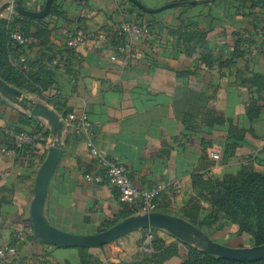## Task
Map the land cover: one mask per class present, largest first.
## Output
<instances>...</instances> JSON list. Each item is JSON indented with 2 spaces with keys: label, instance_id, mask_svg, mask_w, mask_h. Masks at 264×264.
I'll return each instance as SVG.
<instances>
[{
  "label": "crops",
  "instance_id": "crops-1",
  "mask_svg": "<svg viewBox=\"0 0 264 264\" xmlns=\"http://www.w3.org/2000/svg\"><path fill=\"white\" fill-rule=\"evenodd\" d=\"M137 1L147 8L182 3L151 14L140 9L145 16L139 21L151 25V35L132 44L120 30L122 22L137 21L139 8L129 0H52L42 22L29 27L31 35L37 27L44 29L52 57H45L39 39L25 35L28 51L17 53L11 63L18 66L21 56L29 63H46L53 79L44 95L56 106L35 94L21 91L23 95L46 104L58 116L84 114L96 148L127 166L135 188L177 184L160 196L157 211L180 216L197 194L198 182L221 181L243 170L264 172V88L256 86L264 79V0H245L252 6L247 16L235 0ZM4 3L0 0V19L26 17L8 15ZM44 3L17 0L16 7L35 11ZM187 22L208 33L211 64L201 61L200 47L187 53L171 33ZM76 28L86 34L76 49L77 58L68 55L65 45ZM118 46L125 51L118 52ZM248 109L256 115L250 117ZM20 115L48 131L40 143L44 152L52 139L46 122L1 95L0 148L7 129L22 127ZM61 142L64 151L44 204L47 220L58 229L87 235L132 215L114 189L83 179L87 173L102 172L84 137L67 130ZM23 155L26 158L0 153V247L15 248L11 264H81L82 248L53 245L33 234L29 205L38 162L32 151ZM201 203L204 216L208 206ZM145 235L146 230H136L84 249L100 264H159L150 258L159 250ZM153 237L175 250L160 264L183 262L185 243L162 230ZM209 237L231 247L249 246L235 224Z\"/></svg>",
  "mask_w": 264,
  "mask_h": 264
},
{
  "label": "trees",
  "instance_id": "trees-1",
  "mask_svg": "<svg viewBox=\"0 0 264 264\" xmlns=\"http://www.w3.org/2000/svg\"><path fill=\"white\" fill-rule=\"evenodd\" d=\"M242 3V13L244 16L250 15L249 6L245 0H235ZM259 0H251L254 4ZM52 7V6H51ZM145 16L140 9H137V21ZM42 17H18L14 16L9 20L0 19V78L7 84L27 93L35 94L48 103H53L48 99L46 92L52 84L53 72L46 63L26 62V70L21 69V64L14 66L11 60L17 59L16 54H23L28 51V43L16 45L10 40V33L17 31L24 36L35 37L40 40V47L45 51V57L51 58V45L42 36L44 29L37 27L36 34L31 35L30 26L34 22H42ZM136 21V22H137ZM151 30V25L148 23ZM178 42L183 45L187 53H192L196 48L202 49L201 61L211 64L214 61L208 49V33L193 28L187 22L176 30H171ZM43 38V39H42ZM42 39V40H41ZM69 56H74V50L66 47ZM15 52V53H14ZM257 87L264 88V79L257 82ZM56 106L55 103H53ZM65 113V111H64ZM256 110L248 109V115L253 117ZM21 129L25 131L37 132L40 139L48 136V131L39 124L34 123L30 117L20 115ZM20 129V127H18ZM8 136H5L3 145H7ZM41 142V140H40ZM208 201L210 207L208 213L201 216L203 205L201 199ZM132 211L130 214H133ZM129 214V215H130ZM125 217V216H123ZM180 217L201 229L207 236L213 232H223L227 224H235L237 233L246 235L249 246L264 244V172L243 170L236 176H228L221 181L198 182L197 194L190 199L187 205L180 212ZM114 222L110 223L112 225ZM108 227L105 226L104 229ZM155 233L157 230L152 229ZM153 245L159 250L158 253L151 254L150 258L159 264L174 253V247H164L161 240L153 237ZM79 259L81 264H100L87 249H79ZM181 264H264V259L256 261H233L223 257L207 254L192 246L187 245L186 257Z\"/></svg>",
  "mask_w": 264,
  "mask_h": 264
},
{
  "label": "water",
  "instance_id": "water-1",
  "mask_svg": "<svg viewBox=\"0 0 264 264\" xmlns=\"http://www.w3.org/2000/svg\"><path fill=\"white\" fill-rule=\"evenodd\" d=\"M134 6L146 13H156L171 8L179 3H168L158 8H147L137 0H129ZM52 0H45L40 10H25L16 7V13L21 16L40 18L47 14ZM0 95L10 102L19 105L32 117L46 122L51 144L46 148L43 161L38 166L33 182V197L29 205V218L33 234L44 242L63 247L95 248L108 244L123 235L136 230H162L174 238L189 244L200 251L233 261H256L264 259V244L256 246L231 247L221 244L201 229L178 215L161 211L132 214L94 234H75L54 227L46 218L44 204L47 188L57 163L64 151L62 146L63 125L56 112L46 104L33 100L7 84L0 78Z\"/></svg>",
  "mask_w": 264,
  "mask_h": 264
},
{
  "label": "built area",
  "instance_id": "built-area-1",
  "mask_svg": "<svg viewBox=\"0 0 264 264\" xmlns=\"http://www.w3.org/2000/svg\"><path fill=\"white\" fill-rule=\"evenodd\" d=\"M17 0H5L4 10L8 15L16 13ZM264 18V12H263ZM122 33L130 40L132 44H136L141 40L147 39L151 35V30L147 24L138 23L133 20L124 21L120 25ZM10 40L16 45H23L28 42L27 36H24L20 32L12 31L9 35ZM86 38L85 31L82 28H76L65 40V45L68 48L74 50V57H78L76 49L83 43ZM118 52H124V47L118 46ZM263 51H264V38H263ZM114 60L115 57L111 56ZM19 64L21 69L26 70V60L23 56L19 58ZM63 125V131L70 130L76 135L84 137L85 146L88 153L96 159V161L102 167V172L99 173H87L83 176V179L87 183L92 184H106L115 190L118 200L122 203L128 204L134 213H147L157 211L158 200L162 194L169 191L172 188H176L177 184L160 183L149 189L140 190L132 185L129 177V171L125 164L117 161L109 160L105 155L100 152L93 140V133L91 130V124L84 114L66 113L59 116ZM8 136L7 145H3L0 148L1 154L12 155L26 158L23 153L32 151L36 156V160L39 161L44 158L46 148L44 152L40 149V136L37 132L25 131L21 128H11L5 131ZM52 139L50 140L51 144ZM218 155L212 154V158H217ZM43 160V159H42ZM152 229H146L145 240L150 244L153 238ZM21 235V233H20ZM150 249V245H148ZM15 253V248L12 246L0 247V264H11L10 256Z\"/></svg>",
  "mask_w": 264,
  "mask_h": 264
},
{
  "label": "rangeland",
  "instance_id": "rangeland-1",
  "mask_svg": "<svg viewBox=\"0 0 264 264\" xmlns=\"http://www.w3.org/2000/svg\"><path fill=\"white\" fill-rule=\"evenodd\" d=\"M45 153H46V151H45ZM44 157H45V155H44ZM42 159H44V158H42ZM40 160L39 161V163H38V166L41 164V162L43 161V160ZM202 201H203V203H205L207 206H208V209H209V207H210V205H209V203H208V201L207 200H205V199H201ZM136 214V213H135ZM198 228V227H197ZM180 241V240H179ZM182 242V241H181ZM184 243V242H183ZM186 244V243H185ZM186 245H188V246H191V245H189V244H186ZM193 247V246H192ZM195 248V247H194ZM199 250V249H198Z\"/></svg>",
  "mask_w": 264,
  "mask_h": 264
}]
</instances>
